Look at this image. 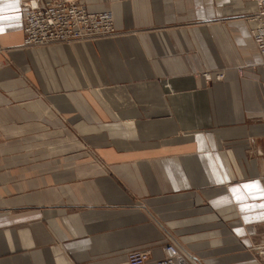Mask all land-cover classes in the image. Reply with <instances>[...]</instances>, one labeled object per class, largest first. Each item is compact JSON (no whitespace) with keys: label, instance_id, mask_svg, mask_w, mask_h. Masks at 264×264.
<instances>
[{"label":"crops","instance_id":"1","mask_svg":"<svg viewBox=\"0 0 264 264\" xmlns=\"http://www.w3.org/2000/svg\"><path fill=\"white\" fill-rule=\"evenodd\" d=\"M27 1L0 19V264H153L171 242L198 264H263L255 5L79 0L112 14V37L26 48Z\"/></svg>","mask_w":264,"mask_h":264},{"label":"built area","instance_id":"2","mask_svg":"<svg viewBox=\"0 0 264 264\" xmlns=\"http://www.w3.org/2000/svg\"><path fill=\"white\" fill-rule=\"evenodd\" d=\"M251 2L256 12L249 17L252 24L250 35L256 52L264 64V0H243ZM20 20L23 32L22 46L45 47L52 44H72L83 41H101L114 35L113 16L109 12L89 13L79 0L27 1L21 6ZM205 74L203 75V77ZM207 81L210 77L204 78ZM223 79V74L215 76ZM264 264V246L255 247ZM151 256L147 251L128 254L127 264H149ZM153 264H198L189 254L175 243H167L160 248V257Z\"/></svg>","mask_w":264,"mask_h":264},{"label":"snow or ice","instance_id":"3","mask_svg":"<svg viewBox=\"0 0 264 264\" xmlns=\"http://www.w3.org/2000/svg\"><path fill=\"white\" fill-rule=\"evenodd\" d=\"M5 3H8L9 6L18 10L19 0H0V19H3L4 4ZM0 31H2V29H0ZM249 187H251V186H249ZM260 191H261V194L264 195V189H261Z\"/></svg>","mask_w":264,"mask_h":264},{"label":"rangeland","instance_id":"4","mask_svg":"<svg viewBox=\"0 0 264 264\" xmlns=\"http://www.w3.org/2000/svg\"><path fill=\"white\" fill-rule=\"evenodd\" d=\"M109 13H110V12H109ZM114 34H115V33H114ZM112 36H113V35H112ZM112 36H110V37H112ZM110 37H108V38H110ZM108 38H106V39H108ZM5 52H6V49H5V48H2V47L0 46V54L3 55V56H5V54H6ZM210 74H211V73H210ZM218 74H219V73H218ZM216 75H217V74H216ZM216 75H215V76H216ZM215 76H214V77L211 76V79H212V78L215 79ZM223 77H224V76H223ZM215 80H216V79H215ZM173 243H174V242H173Z\"/></svg>","mask_w":264,"mask_h":264},{"label":"bare ground","instance_id":"5","mask_svg":"<svg viewBox=\"0 0 264 264\" xmlns=\"http://www.w3.org/2000/svg\"><path fill=\"white\" fill-rule=\"evenodd\" d=\"M29 1H33V0H29ZM36 1V0H35ZM102 41V40H101ZM43 48V47H42ZM206 77H210V75L209 74H205V76H204V78H206Z\"/></svg>","mask_w":264,"mask_h":264}]
</instances>
